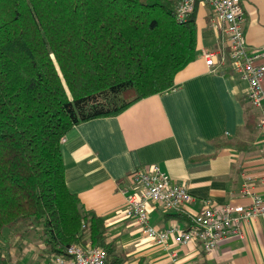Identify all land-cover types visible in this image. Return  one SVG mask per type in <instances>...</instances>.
I'll return each mask as SVG.
<instances>
[{
	"label": "trees",
	"instance_id": "16d2710c",
	"mask_svg": "<svg viewBox=\"0 0 264 264\" xmlns=\"http://www.w3.org/2000/svg\"><path fill=\"white\" fill-rule=\"evenodd\" d=\"M179 2L0 0V238L39 227L50 262L88 242L109 264L127 262L105 219L69 189L62 138L174 87L198 55L200 0L184 22ZM255 118L248 110V125ZM0 264H10L2 252Z\"/></svg>",
	"mask_w": 264,
	"mask_h": 264
},
{
	"label": "crops",
	"instance_id": "0c3cea01",
	"mask_svg": "<svg viewBox=\"0 0 264 264\" xmlns=\"http://www.w3.org/2000/svg\"><path fill=\"white\" fill-rule=\"evenodd\" d=\"M242 7L246 43L251 50H262L264 0H243ZM212 18L211 7L200 3L198 55L176 74L171 90L141 99L116 116L79 123L65 136L68 187L86 210L105 219L107 242L127 252L125 264H264L261 218L243 224V237L231 236L205 252L196 243L176 245L172 238L165 248L124 214L128 175L153 164L194 196L190 214L198 212L204 200L249 205L251 197L241 195L244 184L264 199L260 113L246 100V82L229 65L207 66L203 52L225 47V34L211 28ZM248 110L256 114L250 125ZM149 211L150 224L157 229L188 227L189 221L158 205L151 204Z\"/></svg>",
	"mask_w": 264,
	"mask_h": 264
},
{
	"label": "built area",
	"instance_id": "2783aa9c",
	"mask_svg": "<svg viewBox=\"0 0 264 264\" xmlns=\"http://www.w3.org/2000/svg\"><path fill=\"white\" fill-rule=\"evenodd\" d=\"M242 2L243 0H200L201 4H208L212 9L211 28L222 29L225 34V47L204 51L202 55L207 66L216 68L229 65L246 82V100L259 110L258 126L264 134V49L251 50L246 43ZM195 4L196 0H180L176 19L179 22L186 21L194 12ZM65 141L66 137H63L62 143ZM261 154L264 157V148ZM128 179L130 186L127 189L125 217L135 219L147 238L165 248L169 247V240L172 238L176 245L196 243L205 252H212L231 236L243 237V224L255 218L264 221V199L251 191L252 188L247 184L243 185L241 195L251 197L249 205H216L211 200H204L201 209L190 214L189 205L194 201V196L159 165L133 170ZM151 204L160 206L166 212H183L190 217L191 223L188 228L171 226L157 229L150 224ZM68 254V258L53 257L49 264H109L106 250L92 242L72 245ZM170 255L177 257L175 251H171Z\"/></svg>",
	"mask_w": 264,
	"mask_h": 264
},
{
	"label": "rangeland",
	"instance_id": "374dc122",
	"mask_svg": "<svg viewBox=\"0 0 264 264\" xmlns=\"http://www.w3.org/2000/svg\"><path fill=\"white\" fill-rule=\"evenodd\" d=\"M21 225L5 231L0 238V252L11 264H47L50 260L44 249L39 227L29 231Z\"/></svg>",
	"mask_w": 264,
	"mask_h": 264
}]
</instances>
